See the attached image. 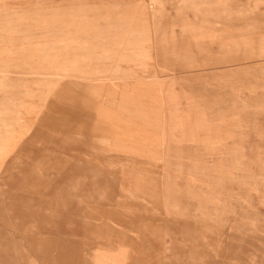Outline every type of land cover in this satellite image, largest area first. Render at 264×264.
<instances>
[{
    "label": "rangeland",
    "instance_id": "374dc122",
    "mask_svg": "<svg viewBox=\"0 0 264 264\" xmlns=\"http://www.w3.org/2000/svg\"><path fill=\"white\" fill-rule=\"evenodd\" d=\"M0 130V264H264V0H0Z\"/></svg>",
    "mask_w": 264,
    "mask_h": 264
},
{
    "label": "crops",
    "instance_id": "0c3cea01",
    "mask_svg": "<svg viewBox=\"0 0 264 264\" xmlns=\"http://www.w3.org/2000/svg\"><path fill=\"white\" fill-rule=\"evenodd\" d=\"M54 104H52V108L51 110H53L55 112V114L51 115V117L47 120L44 121V123L42 124H46V125H52V126H56L58 128L62 129V133H64L67 137L70 136V134H75V132L77 133H94L96 131H100L104 128V126H102L101 123H96V125L94 124H90L87 123L86 119L85 120H81V123L77 120V116H81V114H78L76 111H72L69 108H67V106H60V107H55L53 106ZM95 109V111L97 113H99V110H101L100 107H93ZM45 125V126H46ZM117 126L113 125V127H109V126H105V128H107L109 133L108 136L103 134V136L100 138L101 139V143H106L111 145L112 141L120 138V136L116 133L117 132ZM75 128H79L80 131L76 130ZM1 131V130H0ZM3 135V134H2ZM114 135H118L119 137H116ZM35 136V133H34ZM96 136V135H93ZM121 141V139H119ZM116 140L117 142H119L118 144L120 145V141ZM123 140V139H122ZM18 143V142H17ZM16 143V144H17ZM121 146H127V144L125 142H121ZM16 144H11L8 145V143L5 141L4 138L0 137V150H10L11 151L13 149V147ZM27 151H29L31 154H35L38 152V150L34 149V148H28ZM10 154V153H9ZM8 155V152H4L3 155H0V180L2 181V184H8L10 182V180H15L16 184L23 189L24 194L25 193H32L34 195H45L43 191H40V189H38L37 186H39V183H42L41 178H44V175L42 172L35 170L34 168H23L20 167V163H12V161H5L6 157ZM14 169H18L21 173H22V178H18L15 177L12 173V171ZM47 186L51 185V182H46L45 183ZM45 197V196H44ZM24 199V198H23ZM40 199V198H39ZM36 200V198H35ZM39 201H44V200H39ZM51 206L48 205V210H54L50 208ZM78 209V207H76ZM91 231V230H90ZM28 242L35 244L37 243L38 247H35L36 250H40V240H35L32 238H28ZM63 247H60V249L66 250V251H75L76 247L75 246H71L70 248L66 247L65 244H62ZM68 246V245H67ZM57 249V248H55Z\"/></svg>",
    "mask_w": 264,
    "mask_h": 264
}]
</instances>
